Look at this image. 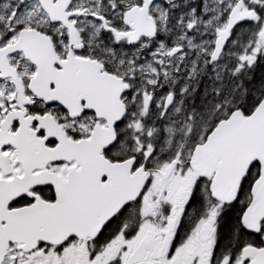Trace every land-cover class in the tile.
<instances>
[{"label": "snow or ice", "instance_id": "obj_1", "mask_svg": "<svg viewBox=\"0 0 264 264\" xmlns=\"http://www.w3.org/2000/svg\"><path fill=\"white\" fill-rule=\"evenodd\" d=\"M0 264H264V0H0Z\"/></svg>", "mask_w": 264, "mask_h": 264}]
</instances>
